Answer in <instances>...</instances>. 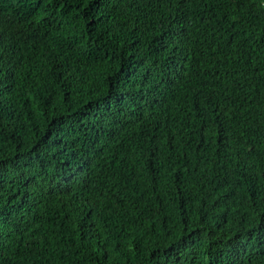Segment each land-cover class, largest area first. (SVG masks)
<instances>
[{
  "label": "trees",
  "instance_id": "obj_1",
  "mask_svg": "<svg viewBox=\"0 0 264 264\" xmlns=\"http://www.w3.org/2000/svg\"><path fill=\"white\" fill-rule=\"evenodd\" d=\"M0 264H264V0H0Z\"/></svg>",
  "mask_w": 264,
  "mask_h": 264
}]
</instances>
